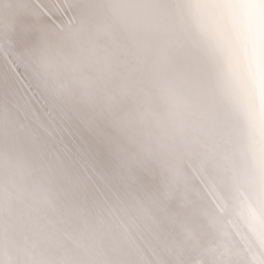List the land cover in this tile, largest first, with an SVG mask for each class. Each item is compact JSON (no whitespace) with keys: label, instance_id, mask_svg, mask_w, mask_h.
I'll list each match as a JSON object with an SVG mask.
<instances>
[{"label":"snow or ice","instance_id":"snow-or-ice-1","mask_svg":"<svg viewBox=\"0 0 264 264\" xmlns=\"http://www.w3.org/2000/svg\"><path fill=\"white\" fill-rule=\"evenodd\" d=\"M0 264H264V0H0Z\"/></svg>","mask_w":264,"mask_h":264}]
</instances>
